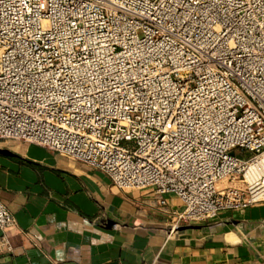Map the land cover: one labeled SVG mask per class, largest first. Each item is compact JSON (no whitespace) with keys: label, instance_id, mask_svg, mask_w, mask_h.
Segmentation results:
<instances>
[{"label":"built area","instance_id":"1","mask_svg":"<svg viewBox=\"0 0 264 264\" xmlns=\"http://www.w3.org/2000/svg\"><path fill=\"white\" fill-rule=\"evenodd\" d=\"M8 140L177 196L171 231L264 202V0H0Z\"/></svg>","mask_w":264,"mask_h":264},{"label":"crops","instance_id":"2","mask_svg":"<svg viewBox=\"0 0 264 264\" xmlns=\"http://www.w3.org/2000/svg\"><path fill=\"white\" fill-rule=\"evenodd\" d=\"M0 148L10 152H0V200L17 220L8 232L13 250L0 264L264 260V202L171 231L172 211L183 208L175 195L124 191L100 169L27 141Z\"/></svg>","mask_w":264,"mask_h":264},{"label":"water","instance_id":"3","mask_svg":"<svg viewBox=\"0 0 264 264\" xmlns=\"http://www.w3.org/2000/svg\"><path fill=\"white\" fill-rule=\"evenodd\" d=\"M0 152L1 153H10L7 149H1V148H0Z\"/></svg>","mask_w":264,"mask_h":264}]
</instances>
